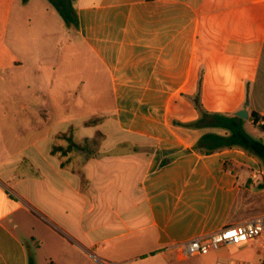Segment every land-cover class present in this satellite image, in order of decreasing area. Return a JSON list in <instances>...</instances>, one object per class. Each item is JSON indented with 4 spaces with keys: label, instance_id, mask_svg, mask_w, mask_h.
Masks as SVG:
<instances>
[{
    "label": "crops",
    "instance_id": "1",
    "mask_svg": "<svg viewBox=\"0 0 264 264\" xmlns=\"http://www.w3.org/2000/svg\"><path fill=\"white\" fill-rule=\"evenodd\" d=\"M18 2L0 0V264L171 263L173 245L239 223L259 160L193 148L229 135L201 110H246L262 140L264 0H72L76 31ZM32 4L68 53L26 45Z\"/></svg>",
    "mask_w": 264,
    "mask_h": 264
},
{
    "label": "rangeland",
    "instance_id": "2",
    "mask_svg": "<svg viewBox=\"0 0 264 264\" xmlns=\"http://www.w3.org/2000/svg\"><path fill=\"white\" fill-rule=\"evenodd\" d=\"M24 1V0H23ZM46 2L44 3H51L49 0H44ZM21 5H23L22 0H19L17 7L21 8ZM28 12L33 13L32 22L27 23L28 25H23V33L22 36L28 41L26 42V45L32 46L33 44L38 47V51H46L48 53L53 50V53L57 52H65L68 53L66 48H68V45L65 44L64 41V34L62 32L59 33V30H61L60 26H57L53 23H50L51 25L44 26L41 24L40 20H36V17H38V14L41 9L38 7H35L34 4L30 6V8H27ZM61 19V18H60ZM24 22V21H23ZM62 22V20H61ZM16 21L12 23L11 26V33L13 32L12 29H15ZM63 31V30H62ZM29 37L36 38L37 40L33 43L30 41ZM77 46V44H75ZM72 50V48L69 50V52ZM83 52L85 54V60L88 63L86 66V71L89 70L90 67H92V57L90 56L88 50L86 47H84ZM39 63H45L46 61H49L51 59L46 57H39L36 59ZM67 60V58H64L63 61ZM78 58H70V62L74 68H78L77 62ZM82 63H80V69L82 68ZM87 78H90L89 73H87ZM103 93H106L103 90ZM106 105V100H104ZM104 105V106H105ZM259 132H255V136L257 138L260 136L263 143H264V132L261 130H258ZM253 132V131H251ZM256 186L253 188L252 192H248L246 195V201L244 206L242 208H239V220L238 222H242L244 220H247L255 215L261 214L264 212V178L259 177L256 180ZM263 185V187L259 186ZM261 256L260 249L257 248V246L253 242H247V243H240L235 244L231 246H225L218 250L211 251L207 254H199L195 256H189L181 259H174L173 261H160L159 264H215L217 260H226V259H241V260H258Z\"/></svg>",
    "mask_w": 264,
    "mask_h": 264
},
{
    "label": "trees",
    "instance_id": "3",
    "mask_svg": "<svg viewBox=\"0 0 264 264\" xmlns=\"http://www.w3.org/2000/svg\"><path fill=\"white\" fill-rule=\"evenodd\" d=\"M26 1V0H24ZM54 6L55 10L62 17L65 26L71 31H76L79 27L76 10L73 7L72 0H49ZM196 105L198 99L194 100ZM200 120H206L208 117L214 119L213 125L223 126L229 131V135L226 137L218 136L215 134L204 135L194 146L193 149L199 152H206V154L214 152L219 149H241L248 154L254 156L259 160L261 169L264 172V143L262 140L252 138L243 127V120L236 115H220L209 114L206 111L201 110ZM253 123L256 125L259 122L258 115L252 113L250 116ZM259 130L264 132V123L258 125ZM71 145L78 146L70 140ZM232 165L246 170L243 165H239L235 162H231ZM226 167V165H225ZM264 178V174H263ZM263 187V185H259Z\"/></svg>",
    "mask_w": 264,
    "mask_h": 264
},
{
    "label": "built area",
    "instance_id": "4",
    "mask_svg": "<svg viewBox=\"0 0 264 264\" xmlns=\"http://www.w3.org/2000/svg\"><path fill=\"white\" fill-rule=\"evenodd\" d=\"M247 242H253L260 249L261 256L258 260L226 259L217 260L215 264H264V212L212 233L177 243L172 248L180 258H185Z\"/></svg>",
    "mask_w": 264,
    "mask_h": 264
},
{
    "label": "clouds",
    "instance_id": "5",
    "mask_svg": "<svg viewBox=\"0 0 264 264\" xmlns=\"http://www.w3.org/2000/svg\"><path fill=\"white\" fill-rule=\"evenodd\" d=\"M81 132H82V129L80 128V130L77 133L78 138H83L84 136H87L89 138L92 137V136H88L86 133L82 135ZM58 144L64 145L66 147V143L64 141H60V142H58Z\"/></svg>",
    "mask_w": 264,
    "mask_h": 264
},
{
    "label": "water",
    "instance_id": "6",
    "mask_svg": "<svg viewBox=\"0 0 264 264\" xmlns=\"http://www.w3.org/2000/svg\"><path fill=\"white\" fill-rule=\"evenodd\" d=\"M237 116L247 119L249 117L248 112L246 110H240L236 113Z\"/></svg>",
    "mask_w": 264,
    "mask_h": 264
}]
</instances>
